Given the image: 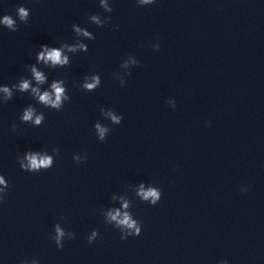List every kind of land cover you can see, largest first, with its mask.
I'll return each mask as SVG.
<instances>
[{
  "label": "clouds",
  "instance_id": "9594fccd",
  "mask_svg": "<svg viewBox=\"0 0 264 264\" xmlns=\"http://www.w3.org/2000/svg\"><path fill=\"white\" fill-rule=\"evenodd\" d=\"M143 3H152L153 0H142ZM19 14H20V17L23 19L25 17H27L28 13L27 11L24 9V8H20L19 10ZM3 23L6 24L8 27H12L14 21L8 17V16H5L4 17V20H3ZM40 59H46V60H51L54 64L56 63H66V58L65 59H61V53L60 51L58 50H52V51H49L47 53V56L45 57V54L42 52L40 53ZM34 73H35V77L38 81H42L43 80V76L39 73V72H35V69H33ZM95 85L94 84H88L86 85V87H88L89 89L93 88ZM29 87L28 83L25 81L21 84V89H27ZM53 88L55 89V93H56V99L55 101L51 100L48 93H44L42 96H40V100L43 101L44 103H50L52 104L53 106H58L59 103H60V100H61V94L63 92V89L58 85V84H53ZM6 93L8 92V89L5 88L3 89ZM32 117V112L31 110L29 111H26L25 114H24V119L25 120H30ZM114 120H116V117H113ZM40 120L41 118L40 117H37L36 118V123L39 124L40 123ZM101 131V134H103V129L100 130ZM29 160H30V164H31V167L33 168H37V167H40V166H47L50 164V158H44V159H41L39 161H37V159L35 158V156H29ZM2 182V181H0ZM144 197L145 198H148V197H153V203H155V200L159 198L158 196V193L154 190H150L146 193H143ZM113 219H116L115 216H113ZM121 224H125V225H128L129 227H133V222H131L128 218L127 215H125L124 219L119 221ZM139 232V229H137V233Z\"/></svg>",
  "mask_w": 264,
  "mask_h": 264
}]
</instances>
